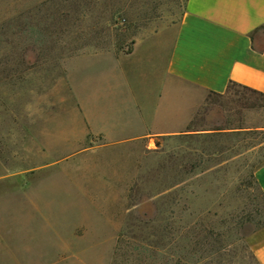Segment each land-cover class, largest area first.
I'll return each mask as SVG.
<instances>
[{
	"label": "rangeland",
	"instance_id": "1",
	"mask_svg": "<svg viewBox=\"0 0 264 264\" xmlns=\"http://www.w3.org/2000/svg\"><path fill=\"white\" fill-rule=\"evenodd\" d=\"M184 3L0 0V186L25 184L43 162L41 148L14 124L25 114L11 112L36 86L27 74L33 66L92 51L67 61L68 94L76 75L86 83L113 72L130 82L124 91L141 96L144 117L167 92L197 103L183 131L110 147L111 164L96 160L113 167L120 192L70 183L61 157L78 148L72 141L51 149L62 161L31 187L0 189L2 264H259L247 239L264 225L255 178L264 163V94L231 84L199 98L195 87H170L166 65ZM60 114L49 122L55 133L80 127L73 100ZM74 230L81 244L70 251L65 240Z\"/></svg>",
	"mask_w": 264,
	"mask_h": 264
},
{
	"label": "crops",
	"instance_id": "2",
	"mask_svg": "<svg viewBox=\"0 0 264 264\" xmlns=\"http://www.w3.org/2000/svg\"><path fill=\"white\" fill-rule=\"evenodd\" d=\"M263 26L264 0H185L167 60L168 84L195 87L199 98L206 91L223 93L231 82L264 91V31H260ZM135 49L121 52L132 54ZM90 52L75 54L57 66H33L27 70V74L31 72L34 76L36 86L25 92L24 106L20 100L17 106H11V112L25 114L24 120L17 116L19 121L14 124L24 128L41 148L43 162L30 171L33 178L25 184L0 186V189L12 193L19 188L25 190L43 169L56 166L63 158L67 162L64 171L70 183L94 187L102 193L120 192L112 180L113 167L93 165L102 160L105 161L99 165L111 164L113 159L106 161V149L126 143L141 145L142 137L158 139L181 132L190 124L197 103H177L171 99L170 92L144 117L141 96L124 91L130 82L124 80L121 73L91 75L89 86V82H78L76 75L72 93L68 94L67 61ZM69 99L78 112L80 127L73 133H63L61 129L55 133L59 126L52 123L51 126L49 122L61 116L60 111L68 105ZM49 125L47 132L44 128ZM69 141L78 148L60 159L51 154V149ZM79 154L82 155L76 159ZM255 178L264 194V163L255 169ZM76 234V230L71 231V236L65 240L70 251L81 244ZM247 240L259 264H264V225L249 234Z\"/></svg>",
	"mask_w": 264,
	"mask_h": 264
},
{
	"label": "trees",
	"instance_id": "3",
	"mask_svg": "<svg viewBox=\"0 0 264 264\" xmlns=\"http://www.w3.org/2000/svg\"><path fill=\"white\" fill-rule=\"evenodd\" d=\"M231 84H239V83L231 82V83L229 84V86H230ZM239 85H241V86H243V87H245V88H247V89H251L253 92L260 93V94H264V91H260V90H257V89H253V88H250V87H248V86H246V85H242V84H239ZM229 86H228V88H229ZM212 92H213V91H212Z\"/></svg>",
	"mask_w": 264,
	"mask_h": 264
}]
</instances>
